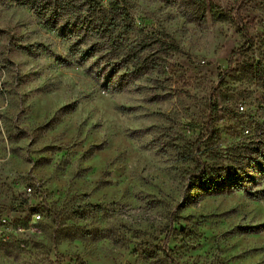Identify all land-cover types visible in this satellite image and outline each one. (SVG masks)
Masks as SVG:
<instances>
[{"label": "rangeland", "instance_id": "1", "mask_svg": "<svg viewBox=\"0 0 264 264\" xmlns=\"http://www.w3.org/2000/svg\"><path fill=\"white\" fill-rule=\"evenodd\" d=\"M120 2L109 40H171L177 50L155 45L148 70L113 92L70 50L62 22L0 0V264H165V254L264 264V197L187 183L207 118L215 131L197 154L222 163L264 124V0L243 2L253 45L231 70L242 44L234 0ZM210 8L226 17L213 20ZM242 63L253 69H235Z\"/></svg>", "mask_w": 264, "mask_h": 264}, {"label": "trees", "instance_id": "2", "mask_svg": "<svg viewBox=\"0 0 264 264\" xmlns=\"http://www.w3.org/2000/svg\"><path fill=\"white\" fill-rule=\"evenodd\" d=\"M21 5L32 9L36 15L55 23H63L61 31L69 43L73 53H78L81 61L92 59V66L96 69L89 73L96 79H104V88L113 92H119L125 88L130 78H135L148 70V56L155 45L163 51H175L177 46L173 41L152 40L146 37L142 40L130 42V40H109L113 32V24L109 22L113 17L122 15L121 0H80L77 4L73 0H15ZM195 6L204 4V0H187ZM244 0H234L232 7V19L242 39V44L231 52L228 70H231V59L236 55L245 54L253 45V37L250 30L253 22H247L242 18L241 8ZM84 12V18L75 22L69 21L65 13ZM101 11V18H96V12ZM125 12H123L124 14ZM211 18L220 20L226 17L225 13L210 8ZM108 16L110 18H108ZM101 19V20H100ZM107 19V20H106ZM109 19V20H108ZM63 20V21H62ZM99 20V22L97 21ZM80 30L81 33H80ZM63 33V32H62ZM93 33L98 40H87V36ZM82 47V50H81ZM81 50V51H80ZM242 63L235 66L238 71H251L252 64ZM91 68V67H90ZM240 128L248 133L244 126L250 122H241ZM215 128L210 118H207L201 131L197 134L191 145L194 165L187 172V183L190 188L199 189L207 194H218L225 191L244 192L251 197H264V186L260 182L264 180V124L253 125L249 138L240 139L231 146L232 160L222 163L214 156L202 158L197 154L213 136ZM165 254V264H175Z\"/></svg>", "mask_w": 264, "mask_h": 264}, {"label": "built area", "instance_id": "3", "mask_svg": "<svg viewBox=\"0 0 264 264\" xmlns=\"http://www.w3.org/2000/svg\"><path fill=\"white\" fill-rule=\"evenodd\" d=\"M24 190L26 191L27 194H29V193H31V191H32V187H31V186H26V187L24 188ZM32 216H33L32 220H35V219H37V218H40V214H39L38 211H36V210L32 211ZM22 229H23V227L20 226V225H16V226L14 227V230H22Z\"/></svg>", "mask_w": 264, "mask_h": 264}]
</instances>
